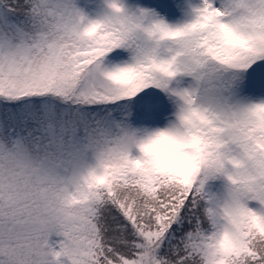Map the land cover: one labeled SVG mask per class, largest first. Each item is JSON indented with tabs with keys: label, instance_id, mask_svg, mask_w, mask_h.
I'll return each mask as SVG.
<instances>
[{
	"label": "snow or ice",
	"instance_id": "1",
	"mask_svg": "<svg viewBox=\"0 0 264 264\" xmlns=\"http://www.w3.org/2000/svg\"><path fill=\"white\" fill-rule=\"evenodd\" d=\"M0 264H264V0H0Z\"/></svg>",
	"mask_w": 264,
	"mask_h": 264
}]
</instances>
